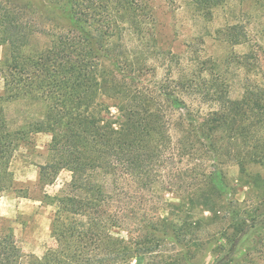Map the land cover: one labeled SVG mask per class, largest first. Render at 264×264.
<instances>
[{
    "label": "trees",
    "instance_id": "1",
    "mask_svg": "<svg viewBox=\"0 0 264 264\" xmlns=\"http://www.w3.org/2000/svg\"><path fill=\"white\" fill-rule=\"evenodd\" d=\"M232 1L256 0L190 3L195 14L210 20ZM150 13L141 0H0V44L8 48L0 94V199L14 188L12 159L31 134L52 136L49 159L40 166L42 186L53 185L63 171L72 174L59 193L46 194L55 212L52 244L44 255L26 254L14 229L4 226L0 264H132L137 258L172 264L165 254L170 244L179 248L183 261L194 264L191 251L206 244L202 228L222 222L225 208L232 209L233 251L249 228L264 225V219L234 202L219 201L226 187L220 167L224 158L239 166L254 186L264 182L262 174L248 172L252 166L264 168L259 51L238 56L234 67L241 94L236 98L228 60L220 65L199 59L198 72L148 83L147 60L134 54L128 42L149 46L147 39L154 37ZM216 34L232 48L251 42L242 21ZM105 97L118 102L117 114L103 102ZM19 101L43 104L44 115L15 128L7 106ZM201 101L215 108L204 115L194 109ZM207 157L214 162L211 170L200 164L199 171L191 172L193 194L171 204L182 215L172 218L169 213L140 229L126 228L136 219L135 197L126 182L153 192L159 182L190 176L180 165ZM125 229L127 238L120 235Z\"/></svg>",
    "mask_w": 264,
    "mask_h": 264
},
{
    "label": "rangeland",
    "instance_id": "2",
    "mask_svg": "<svg viewBox=\"0 0 264 264\" xmlns=\"http://www.w3.org/2000/svg\"><path fill=\"white\" fill-rule=\"evenodd\" d=\"M141 1L149 7L151 12L149 16L154 37L147 39L149 46L142 45L138 40H129L128 45L134 54H139L137 56H140L142 60H147V68L144 70L147 74L144 78L146 82L150 83L154 79L159 84L167 79L177 81L181 75L196 72L199 59L216 60L220 65L228 60L226 66L230 71L231 81H235L233 96L236 98L240 96L241 89L234 65L239 61V54L248 53L251 50L259 51L261 78L264 79V0L243 4L232 1L225 7L217 9L210 20L194 13L191 0ZM237 21L244 22L249 28L251 42L244 47L232 48L223 42L216 32ZM7 54V46L0 44V94L4 90V76L7 69L4 61ZM153 71H155V77L151 76ZM103 102L117 114L116 100L105 97ZM202 102L197 103L194 109L200 110L204 115L215 108L209 101ZM44 113L45 108L39 103L19 101L7 106L8 117L15 128L32 119L41 118ZM51 142V134L40 132L31 134L29 140L21 145L11 163L15 179L14 188L7 191L0 199V230L4 226H11L23 251L37 257H42L46 248L52 244L51 224L55 207L49 205L46 194L56 195L72 180V174L69 171H63L53 185L44 187L40 184V166L47 163L49 159ZM223 161L225 164L223 163L220 167L224 173L226 187L219 201L222 204L232 201L235 204L234 207L240 206L245 212L264 219V182H256L257 187L254 186L248 176L242 175L239 166L227 158ZM200 164L207 167L209 171L214 162L208 157L207 161L198 158L190 160L187 165H180L190 171V176L184 178V181L159 182L153 192L139 189L133 182H126L128 192L135 197L136 201V219L126 228L140 229L148 221L168 217L169 213L172 218L182 215L181 211L172 207L171 204H181L193 194L194 186L189 185L196 182H192L195 174L191 172L199 171ZM248 170L253 176L260 173L264 177L262 167L252 166ZM176 185L184 188L178 189ZM225 210L222 222L205 223L201 233L206 244L197 251L196 249L191 251L192 262L194 264H264V225L249 228V234L233 251L235 230L232 229L233 221L229 213L232 209L225 208ZM196 215H200L199 210L196 211ZM205 215L211 216L209 212ZM128 229L121 231L120 235L127 238ZM210 241L213 243L210 244ZM165 248L166 256L173 258L170 260L172 264L188 263V260L181 259L179 248L172 244ZM231 260L235 261L231 262ZM147 263L145 259L137 258L132 264Z\"/></svg>",
    "mask_w": 264,
    "mask_h": 264
}]
</instances>
